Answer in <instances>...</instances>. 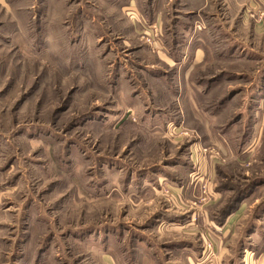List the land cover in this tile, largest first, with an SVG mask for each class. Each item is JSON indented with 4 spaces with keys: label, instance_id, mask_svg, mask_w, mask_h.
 <instances>
[{
    "label": "rangeland",
    "instance_id": "374dc122",
    "mask_svg": "<svg viewBox=\"0 0 264 264\" xmlns=\"http://www.w3.org/2000/svg\"><path fill=\"white\" fill-rule=\"evenodd\" d=\"M185 3L0 0V264L243 258L264 219V0Z\"/></svg>",
    "mask_w": 264,
    "mask_h": 264
},
{
    "label": "crops",
    "instance_id": "0c3cea01",
    "mask_svg": "<svg viewBox=\"0 0 264 264\" xmlns=\"http://www.w3.org/2000/svg\"><path fill=\"white\" fill-rule=\"evenodd\" d=\"M169 1H170V4L172 5L175 0H169ZM183 1L184 2L186 1V3L183 4V5L184 6H188V5L194 4V2L197 1V0H182V2ZM203 1L204 0H202V2ZM129 8H132V7H129ZM145 13H146V15H145L146 18L150 17V18H153L156 21L153 24H157V22L160 21V19H162V17H163L161 12H157V8H156L155 13H152V14L149 13V12H145ZM185 13H186L185 14L186 18L189 20L190 16H188V15H191L192 13H189V11L185 12ZM193 17H191V19ZM186 35H185V39L181 42V44H183V43L186 44V45H184V46H186V48L183 47V49H182V54L184 52L183 59L192 56V58L194 59L195 65H196V63L199 64L200 60L203 58L204 51L202 50L200 45H196L195 47H193V46L187 47L188 44H193L191 42L195 40L194 37L196 36V34L192 33V34H186ZM196 41L199 44L202 42L199 37L196 38ZM189 51H190V54H189ZM197 60H199V61H197ZM242 208H243V204L241 205V209ZM260 218H261V215H260V217H258V219H260ZM263 220L264 219H262V221H260L259 223L257 222L256 224H252L251 226H253V227L247 231V233H246L248 235V238L246 239L247 241L245 242L244 240H242V244H241L242 245V250L245 253L243 254L244 255L243 258H241L240 260L239 259L238 260H236V259L235 260H226V259H221L220 256H219V258H211V257H209L208 259H206V258L196 259L194 256H191V258L189 257L188 260H187L188 263L184 262V260H183L182 262H178L177 261V262H174V263H169V261H168L166 263H161V264H237V263H241V264H264V226H263L264 225V221ZM173 225H175V224H173ZM176 225L177 226H175L174 229H177V228L180 229L178 231H183L189 225L193 226L192 223H190L189 225H182V224H180V225L176 224ZM194 229H196V228L192 227L191 229H189V231L190 230L193 231ZM213 229H215L218 232L219 238L227 237L228 235L233 234V232H232L233 229H231V227L226 226V225L223 226V227H221V226L220 227H214ZM189 231L188 230H186V231L184 230V232H186V233L182 232L183 233L182 236L183 237H187V235H192L194 233V232H189ZM256 234H261V237L257 238L255 236ZM217 238L214 239L215 243H214V249L213 250H215V254H214V251L212 253H213L214 256L216 254H220V255L223 256V254H224L223 253L224 246H223L222 241L219 240V242H218ZM249 241H251V242L249 243ZM178 242L179 243L175 244L174 248L176 247V249H178L180 251L181 250L182 251L186 250L188 252L190 250H192L193 253L192 252L191 253L192 254L195 253V247H194V245L191 242H188L191 245H188L187 243L185 244L182 241H178ZM195 254H197V252ZM217 257H218V255H217Z\"/></svg>",
    "mask_w": 264,
    "mask_h": 264
},
{
    "label": "built area",
    "instance_id": "2783aa9c",
    "mask_svg": "<svg viewBox=\"0 0 264 264\" xmlns=\"http://www.w3.org/2000/svg\"><path fill=\"white\" fill-rule=\"evenodd\" d=\"M206 249L209 250V255L211 256L212 255V251H213V245L211 243H207L206 244Z\"/></svg>",
    "mask_w": 264,
    "mask_h": 264
},
{
    "label": "trees",
    "instance_id": "16d2710c",
    "mask_svg": "<svg viewBox=\"0 0 264 264\" xmlns=\"http://www.w3.org/2000/svg\"><path fill=\"white\" fill-rule=\"evenodd\" d=\"M242 196H243V194H242ZM242 196H241L240 200L242 199ZM232 208H233V206H232ZM232 208H230V209H232ZM228 211H229V209L227 210L226 214H228Z\"/></svg>",
    "mask_w": 264,
    "mask_h": 264
}]
</instances>
